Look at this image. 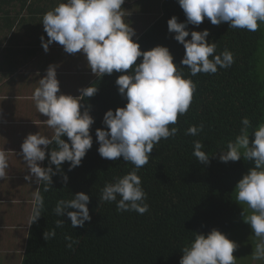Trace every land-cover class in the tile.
I'll return each mask as SVG.
<instances>
[{
    "label": "clouds",
    "instance_id": "9594fccd",
    "mask_svg": "<svg viewBox=\"0 0 264 264\" xmlns=\"http://www.w3.org/2000/svg\"><path fill=\"white\" fill-rule=\"evenodd\" d=\"M124 3L125 0H65L43 15L42 23L49 39L45 41L41 37V40L45 52L53 42H58L69 54L82 52L97 77L125 73L115 83L127 104L105 113L103 124L106 129H96V137L102 158L118 160L123 157L124 161L134 165V170L106 183L101 189L100 200L115 202L118 212L135 211L143 215L149 211V205L137 172L149 162L155 145L177 135L179 129L169 126L175 125L178 116L188 112L196 85L178 70L168 47L158 45L141 51L140 44L133 39L134 28L125 22ZM178 3L186 22H179L178 17L173 16L168 20V31L175 33L174 39L184 46L185 55L180 64L187 66L191 76L215 74L218 67L229 68L235 61L234 54L227 49L215 54L217 45L208 41L209 30L189 33V24L199 26L207 18L213 25L228 23L230 28L255 32L260 23H264V0H178ZM189 35L190 40L186 39ZM140 57L142 61L137 63ZM79 91V97L61 93L56 66L50 65L33 93L38 113L48 117L45 123L53 133L51 136L30 133L21 149L30 172L25 180L43 185L45 192L50 190L52 177L62 171L64 162H70L69 171L75 169L93 146L90 130L94 117L87 109L81 111V101L93 97L98 89L88 86ZM241 123L239 134L227 143V150H221L219 158L225 163L241 158L254 161L255 167L238 182L235 199L251 210V214L246 215L247 209H244V221L250 224L258 238L252 257L264 260V123L251 132L247 117ZM203 129V123L198 127L193 125L185 134L195 136ZM252 134L254 140L250 141ZM65 136L68 141L62 138ZM52 144L55 147L50 151L49 166L42 167ZM203 148L201 141H194L193 155L198 162L209 163L210 157ZM51 165L56 166L55 171ZM8 168V156L5 151H0V179L7 176ZM63 179L67 182V175ZM89 203L90 196L79 192L72 199H60L53 211L60 217L67 214L73 228L83 227L91 220ZM43 209L44 198L37 191L31 225L42 216ZM63 224L64 220L56 221V227ZM55 236V229L44 233L46 241ZM65 239L69 249L79 243L71 236ZM236 247V243L218 229L207 235L196 234L190 245L182 249L180 264H235Z\"/></svg>",
    "mask_w": 264,
    "mask_h": 264
},
{
    "label": "trees",
    "instance_id": "16d2710c",
    "mask_svg": "<svg viewBox=\"0 0 264 264\" xmlns=\"http://www.w3.org/2000/svg\"><path fill=\"white\" fill-rule=\"evenodd\" d=\"M173 16L186 22L178 0H165L160 19L136 40L141 51L158 45L168 47L178 70L196 85L188 112L169 126L179 129L177 135L155 145L149 162L137 172L147 194L149 211L143 215L118 212L115 202L100 200L106 183L134 170V165L123 157L108 160L98 152L96 129H106L105 113L127 104L115 83L125 73L114 72L94 81L90 86L97 87V93L81 101V111L89 110L95 121L90 130L92 148L75 169L69 171L70 162H64L62 171L52 177L49 191H43V185L40 187L44 209L31 226L23 264H180L182 249L190 245L196 234L207 235L218 229L234 241L241 217L235 189L250 164L243 158L225 163L219 157L221 150H227V143L239 134L243 118L250 120V131L264 123V81L259 73L264 23L255 32L233 29L228 23L213 25L207 18L199 26L189 24V33L209 30L207 39L216 43L215 54L227 49L234 54L235 61L229 68L218 67L215 74L191 76L187 66L180 64L184 46L174 39L175 33L168 31V20ZM186 39L190 40L191 35ZM140 61L142 57L137 63ZM201 123L204 129L198 135L185 134L189 127ZM62 138L68 141L66 136ZM196 140L204 144L202 150L209 155V163H200L193 155ZM53 147L55 144L49 146L45 168ZM51 167L55 171L56 166ZM79 192L90 196L91 220L83 227L73 228L67 214L60 217L53 210L60 199H72ZM57 220H64L62 227H56ZM53 229L56 236L46 241L45 231ZM66 236L79 243L67 248Z\"/></svg>",
    "mask_w": 264,
    "mask_h": 264
},
{
    "label": "crops",
    "instance_id": "0c3cea01",
    "mask_svg": "<svg viewBox=\"0 0 264 264\" xmlns=\"http://www.w3.org/2000/svg\"><path fill=\"white\" fill-rule=\"evenodd\" d=\"M164 1L125 0L122 11L136 32L135 41L160 19ZM61 2L65 0H0V151L9 162L7 176L0 179V264H23L34 193L41 187L25 180L30 172L21 145L30 133H53L32 98L39 79L55 65L61 93L79 97L81 88L99 78L82 52L69 54L58 42L45 52L41 37L49 38L42 18Z\"/></svg>",
    "mask_w": 264,
    "mask_h": 264
},
{
    "label": "rangeland",
    "instance_id": "374dc122",
    "mask_svg": "<svg viewBox=\"0 0 264 264\" xmlns=\"http://www.w3.org/2000/svg\"><path fill=\"white\" fill-rule=\"evenodd\" d=\"M259 67L260 76L264 81V49L259 56ZM251 140H254V134L250 135V141ZM249 164V170L255 167L254 161H249ZM244 209H247V205H241L237 202V210L240 211L241 217L238 220L240 228L237 230L234 237V242L237 245L233 253L236 258L235 264H264V260H256L252 257L255 244L258 243V238L255 237L250 224L245 223L244 221ZM247 214H251L250 209H247L246 215Z\"/></svg>",
    "mask_w": 264,
    "mask_h": 264
}]
</instances>
